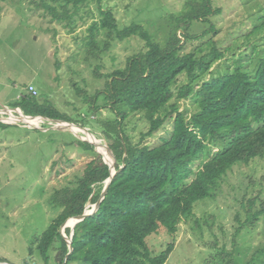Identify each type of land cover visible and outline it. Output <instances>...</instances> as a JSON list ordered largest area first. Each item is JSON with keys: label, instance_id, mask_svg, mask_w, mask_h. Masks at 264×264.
<instances>
[{"label": "rangeland", "instance_id": "374dc122", "mask_svg": "<svg viewBox=\"0 0 264 264\" xmlns=\"http://www.w3.org/2000/svg\"><path fill=\"white\" fill-rule=\"evenodd\" d=\"M189 2L200 4L202 0H102L100 6L113 14L119 29L141 25L154 41L164 45L175 18L189 9ZM50 8L66 12L68 18L54 20ZM210 8L213 11L207 21H192L185 30L186 35L198 38L186 42L177 31L184 45L181 54L196 47L207 52L211 41L223 53L211 68L214 75L232 70L237 61L254 69L264 51V0H210ZM100 18L92 3L76 9L72 0L67 4L65 0L0 1V264H44L37 253L29 254V249L35 251L41 233L60 212L51 206V196L72 186L93 158L90 150L77 145V140H82L68 130H52L53 123L24 118L12 105L25 95L46 100L85 128L72 132L85 136L86 131L93 136L89 135L90 139L107 146L99 122L113 114L105 108L91 112L83 96L102 90L105 78L98 75L124 68L127 58L144 51V45L130 38L109 41L105 49L107 39L101 32L95 46L89 45V28ZM205 29L209 33L201 36ZM185 82L180 76L177 87ZM77 89L81 93L77 94ZM97 103L103 105L104 100ZM178 106L188 117L195 112L190 99L180 100ZM126 127L132 142L137 143L148 124L137 114L126 120ZM168 128L166 125L143 144L154 145ZM199 163L191 168L195 170ZM248 201H254L252 207ZM262 204L264 156L234 165L213 198L194 203V216L179 224L165 264H227L231 256L230 264H264V217L251 226H241L247 212L259 211ZM92 205L87 204L86 209ZM171 242L163 227L146 238L153 256ZM222 252L229 257H219ZM56 255L57 251L52 252L51 264Z\"/></svg>", "mask_w": 264, "mask_h": 264}, {"label": "trees", "instance_id": "16d2710c", "mask_svg": "<svg viewBox=\"0 0 264 264\" xmlns=\"http://www.w3.org/2000/svg\"><path fill=\"white\" fill-rule=\"evenodd\" d=\"M69 2L65 0V4ZM72 2L76 9L80 4L90 3L98 8L101 18L89 28V45L95 46V38L101 32L107 39L105 49L109 41L137 38L144 51L128 57L124 68L98 75L105 78L104 88L83 96L91 112L105 108L113 114L99 123L117 173L97 211L74 226L73 250L65 264H165L179 224L194 216V203L213 198L221 179L234 165L248 164L264 156V51L254 69L249 70L237 61L232 70L218 75L211 68L223 58V53L214 42H208L207 52L196 47L181 54L184 45L180 37L186 42L199 37L186 35L185 30L192 21H207L213 11L210 0H202L200 4L189 2V9L175 18L164 45L154 41L141 25L133 23L119 29L113 14L101 9L102 0ZM60 7L65 9V5ZM50 10L54 20L68 18L66 12ZM177 31L182 32L180 37ZM208 33L205 29L201 36ZM180 76L186 82L177 87ZM76 93L81 91L77 89ZM100 98L103 105L97 103ZM19 99L12 106L25 116L80 126L46 100L41 102L31 95ZM185 99H190L195 107L189 117L178 106ZM137 114L146 120L148 128L139 142L133 143L126 131V120ZM166 125L169 128L157 143L143 144ZM77 142L79 147L90 150L93 158L72 186L56 190L51 196V206L60 212L41 233L35 251L29 249V254L37 253L44 264H51L54 251L57 259L53 264H62L69 248L60 235L61 225L87 211V204H96L110 176L108 165L92 144ZM105 153L109 156L107 150ZM199 160L193 170L191 165ZM248 204L252 207L254 201ZM247 213L242 228L264 217V204L259 211ZM161 227L173 242L153 256L146 238L160 232ZM64 233L70 237L71 229L65 228ZM222 253L218 256L229 257Z\"/></svg>", "mask_w": 264, "mask_h": 264}, {"label": "water", "instance_id": "95a60500", "mask_svg": "<svg viewBox=\"0 0 264 264\" xmlns=\"http://www.w3.org/2000/svg\"><path fill=\"white\" fill-rule=\"evenodd\" d=\"M22 116H23L24 118H28V119H40V120H42V121H44V122H49V123H51V124L53 123L54 126L50 128V129H52V130L61 129V128H62V129H66V130H68L69 132H71L74 136H76L78 139H80V140H82V141H86V142L91 143L92 146L94 147V151H95L96 153H98V154H100V153L96 150V145H99L100 147L105 148V149L107 150V152H108L110 158H111V161L108 162V161L104 158V156L100 154V155L102 156V158H103V161H104V162L108 165V167H109L110 176H109V178L105 181L104 189H103V191H102V193H101V195H100V198H99V200L97 201V203L94 204V205L92 206V209H91V210H87V211H85L82 215L75 216V217H71V218L67 219V220L61 225V228H60V235L62 236L63 240L67 243L68 248H69V252L67 253V255L65 256V258H64V260H63V262H62V264H65V263H66V260H67V258H68V256L71 254V252H72V250H73L72 245H71V237H72V235H73L72 231H73V229H74V226H75L77 223L83 221L85 218L92 216V215L97 211V209L99 208L100 203L102 202V200L104 199V197H105V195H106V193H107L108 185L110 184V182L112 181L113 177H114L115 174L117 173V171H115V169H114V163H115V160H114L113 154H112V152L110 151V149H109L108 146H106V145H104V144H101L100 141L97 140V139H96L97 142H96V143H95V142L93 143L88 137H87V138L85 137L86 135H90V136H92L90 133L84 131L83 134H84L85 136H81V135L79 136V135H76L74 132H72V131L70 130V127H76V128H78V129H80V130L85 129V128H81L80 126H75V125H73V124H71V123L64 122V121L57 120V119H49V118H46V117H32V116H25V115H22ZM59 123L64 124V126L58 125ZM92 137H93V136H92ZM121 168H122V167H121ZM69 221H71V225H68V222H69ZM65 228H70V229H71V236H70V237H67V236L65 235V233H64V229H65Z\"/></svg>", "mask_w": 264, "mask_h": 264}, {"label": "bare ground", "instance_id": "6f19581e", "mask_svg": "<svg viewBox=\"0 0 264 264\" xmlns=\"http://www.w3.org/2000/svg\"><path fill=\"white\" fill-rule=\"evenodd\" d=\"M27 119H28V118H27ZM36 120H40V119H36ZM39 122H40V121H39ZM58 125L64 126V124H62V123H59ZM76 129L79 130L80 132H82V130H80V129L76 128V127H70V130H71V131H76ZM88 136H89V135H86V138H87ZM88 138H89V137H88ZM89 139H90V138H89ZM90 140L94 143V141H95L96 139H95L94 141H93L92 139H90ZM95 143H96V142H95ZM96 147H97L98 150H100L101 152H103V153H100V152H99V153H100L101 155H103L104 158L109 162V159H110V158L108 159L109 156H107V154L105 153V148L100 147L99 145H96ZM69 222H70V221H69Z\"/></svg>", "mask_w": 264, "mask_h": 264}, {"label": "built area", "instance_id": "2783aa9c", "mask_svg": "<svg viewBox=\"0 0 264 264\" xmlns=\"http://www.w3.org/2000/svg\"><path fill=\"white\" fill-rule=\"evenodd\" d=\"M32 91V88H29V92H31Z\"/></svg>", "mask_w": 264, "mask_h": 264}]
</instances>
